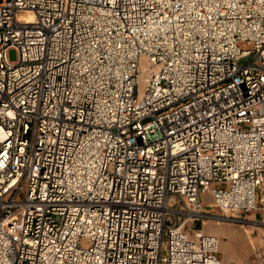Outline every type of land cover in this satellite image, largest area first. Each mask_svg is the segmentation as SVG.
<instances>
[{
    "label": "built area",
    "instance_id": "obj_1",
    "mask_svg": "<svg viewBox=\"0 0 264 264\" xmlns=\"http://www.w3.org/2000/svg\"><path fill=\"white\" fill-rule=\"evenodd\" d=\"M216 211L264 229V0H0V264H237Z\"/></svg>",
    "mask_w": 264,
    "mask_h": 264
},
{
    "label": "rangeland",
    "instance_id": "obj_2",
    "mask_svg": "<svg viewBox=\"0 0 264 264\" xmlns=\"http://www.w3.org/2000/svg\"><path fill=\"white\" fill-rule=\"evenodd\" d=\"M18 50L11 48L9 57L12 61L18 60ZM206 199H210L205 197ZM213 210H216L213 208ZM260 216V212L228 214L216 211L213 216L198 228L206 234L219 238V256L223 259L233 260L237 264H259L256 252L262 249V236L264 229L254 221ZM263 250V249H262Z\"/></svg>",
    "mask_w": 264,
    "mask_h": 264
},
{
    "label": "bare ground",
    "instance_id": "obj_3",
    "mask_svg": "<svg viewBox=\"0 0 264 264\" xmlns=\"http://www.w3.org/2000/svg\"><path fill=\"white\" fill-rule=\"evenodd\" d=\"M24 17L29 19V20L33 19V15L30 12H27L26 14H24Z\"/></svg>",
    "mask_w": 264,
    "mask_h": 264
},
{
    "label": "crops",
    "instance_id": "obj_4",
    "mask_svg": "<svg viewBox=\"0 0 264 264\" xmlns=\"http://www.w3.org/2000/svg\"><path fill=\"white\" fill-rule=\"evenodd\" d=\"M205 197H208V194H206Z\"/></svg>",
    "mask_w": 264,
    "mask_h": 264
}]
</instances>
